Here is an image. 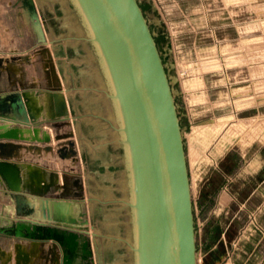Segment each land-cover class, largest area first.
Listing matches in <instances>:
<instances>
[{
    "label": "crops",
    "instance_id": "0c3cea01",
    "mask_svg": "<svg viewBox=\"0 0 264 264\" xmlns=\"http://www.w3.org/2000/svg\"><path fill=\"white\" fill-rule=\"evenodd\" d=\"M35 1L46 32L47 42L43 45L38 42L23 0H0V19L10 14L15 15L20 22L21 29L27 32L29 38L27 39L24 34L13 35L9 36L5 43L0 35V58L9 60L10 63L28 56L31 59V63L22 64L24 72L22 79L12 78L11 73L4 70L2 75L4 81L0 79V95L21 91L22 85L31 91H40L55 86L61 89L66 97L70 118L65 125L57 127L43 118L36 127L11 125L9 130L26 129L33 134L34 129H37L41 133H47L52 142H41L40 144L36 141H25L24 143L3 140L0 143H21L24 148L19 150L15 146H6L4 151H0L2 155L0 161H20L24 164L35 165L45 172L47 181H49L50 173L58 172L60 184L62 183L61 175L66 174L71 196L65 200L71 205L63 208L59 216L73 219L75 222L82 214H86L85 219L89 221L88 239L92 242L95 254L94 263L135 264V256L131 247L134 243V235L133 214L129 205L131 184L127 154L106 70L95 45L90 41L91 35L87 26L75 6L71 4V8L68 9L65 3L59 0ZM157 1L163 4V0ZM169 2L173 6L181 7L183 12L190 15V8L195 4L194 0H169ZM172 17L177 18L174 14ZM6 31L11 30L7 27ZM223 39L226 42L228 37ZM221 41L220 48L224 43ZM39 69L42 72H39ZM250 87L247 85L237 88L234 92ZM250 99L245 95L240 101ZM43 102L45 101L40 98L36 99L38 107L45 105ZM234 104L235 101L230 98V109L227 108L223 116L220 114V120L228 119L232 122V118L237 117L235 114L237 111L232 107ZM216 112L222 113L218 109L214 111L212 122L217 119ZM203 123L202 128L206 127V122ZM1 124L4 123L0 122ZM229 127L228 131L218 136L219 140L213 147L207 142V138L202 136L196 140L193 135L188 141L185 140L190 176L192 168H195V165H191L192 148L197 147L204 157L207 152L210 153L207 164L201 163L197 170L200 176L199 209L204 231L203 264H206L205 260L218 247H221L225 254L217 264H264V238L260 239V235L250 226H245L247 216L255 208V200H264V139L262 137L261 141H253L244 147L242 138L227 137L232 123ZM204 129L205 132L208 130ZM9 130L3 131L6 133ZM67 133L73 135L71 140L76 144L78 151V161L73 162V165L68 162L72 159L63 161L64 159L57 154V144L70 140L58 142L54 140L55 136ZM24 144L41 145L44 148L54 147V156H52L53 153L44 151L41 154L28 151L26 149L28 146ZM16 155L19 156L14 157ZM33 155L40 157L41 161L37 162L35 159L27 158ZM12 156L19 160H12ZM203 160L206 162L205 158ZM214 173L221 175L223 186L215 196L202 199ZM78 180H81L84 185V200L75 197L77 193L75 182ZM0 192L5 193L1 186ZM58 195L59 192L54 194V196ZM10 206L11 204L6 209L12 215L14 211L10 209ZM37 215L41 216V212H37ZM4 219H7V216ZM262 224L264 225V219H262ZM214 225L220 226L222 234L210 246L207 236ZM0 237L5 236L0 235ZM11 240L15 241L14 245L8 248L0 243V248L13 250L16 243L27 242L12 238ZM78 242L79 247L74 264H85L81 259L82 246L85 241L80 239ZM30 243L32 246H17L19 264H50L52 260L62 264L63 253L57 243L52 241ZM51 246L57 249L59 261L53 255ZM55 249L53 251H56ZM7 255L8 253L0 251V258L3 262ZM3 262L0 260V264Z\"/></svg>",
    "mask_w": 264,
    "mask_h": 264
},
{
    "label": "water",
    "instance_id": "95a60500",
    "mask_svg": "<svg viewBox=\"0 0 264 264\" xmlns=\"http://www.w3.org/2000/svg\"><path fill=\"white\" fill-rule=\"evenodd\" d=\"M72 2L100 55L120 119L131 184L135 264H198L184 135L174 91L149 23L137 0ZM23 3L38 42L46 44L36 1ZM9 63L0 58V78L4 70L9 71ZM35 98L45 105L38 107ZM42 118L55 127L65 125L70 118L61 89L54 86L31 91L22 85L21 91L0 95V122L4 123L0 131L6 123L36 127ZM72 137L67 133L54 140H70L57 147V154L76 163L78 151ZM15 138L12 129L0 135V142L17 141ZM51 142V137L44 141ZM6 146L14 144L0 143V151ZM46 177L35 165L0 161V186L14 211L10 218H0V235L34 243L55 242L62 249V264H74L78 241L83 239L81 259L85 264H95L86 214L75 222L59 216L71 205L65 200L71 196L66 174L61 175V184L58 172L50 173L49 181ZM75 186V197L84 200L81 180Z\"/></svg>",
    "mask_w": 264,
    "mask_h": 264
},
{
    "label": "rangeland",
    "instance_id": "374dc122",
    "mask_svg": "<svg viewBox=\"0 0 264 264\" xmlns=\"http://www.w3.org/2000/svg\"><path fill=\"white\" fill-rule=\"evenodd\" d=\"M59 1L65 3L64 5L68 9L71 8V4L74 7L72 0ZM149 1L153 10L159 15V19H157L148 13L150 24L152 26L156 23L162 25L167 36L168 46L165 48L164 56H168L169 59L166 68L175 99H180L177 105L179 117L186 123V127L182 129L184 140L188 141L189 137L193 135L196 140L202 136L207 138V142L211 143L213 147L219 140L218 136L230 129L231 123L232 128L227 137L242 138L244 147L253 141H261L262 137L264 139V0H194L195 4L190 8L191 15L183 12L181 7L173 6L169 0H163V4L157 0ZM172 14L177 18H173ZM7 27L10 28V32L6 31ZM22 29L15 15L10 14L4 19H0V35L4 42L8 40L9 36H19L20 34H24L29 39L27 32ZM153 29L154 34H158V30L155 27ZM226 36L228 40L224 42L223 38ZM220 40L222 43L224 42L221 48ZM23 63H31L30 57L9 64L12 78L22 79ZM40 71L42 72L41 69H39ZM0 79L4 81V77ZM35 83H37L36 80ZM247 85L251 87L234 92L237 88ZM231 90L233 92L230 93ZM245 95L251 99L240 101ZM230 98L235 101V106L232 107L233 110L236 109L237 117H233L232 122H229L228 119L220 120V114L223 116L225 110L230 109ZM217 109L222 113L216 112L217 119L212 122L214 120L212 113ZM246 111L248 112L246 113ZM203 122H206V127L202 128ZM204 128L208 130L205 132ZM236 129L239 131H235ZM59 145L61 143L57 144V147ZM27 158L35 159L37 162L41 161V158L36 155L27 156ZM204 158L206 162H204ZM209 159L210 153L207 152L204 157L197 147L192 148L191 165H195V168H192L190 182L198 264H203L205 248L203 221L199 209L200 176L197 170L201 163L207 164ZM12 160L19 159L12 158ZM212 160L214 161V159ZM68 162L70 165L74 164L73 160ZM254 203L255 208L247 216L245 226H250L260 235L261 239L264 238V225L262 224L264 200L257 199ZM9 204L8 196L0 192V218H6V216L10 218L11 215L6 209ZM254 219L257 221L256 227L255 224H251ZM0 243L9 248L14 245L15 241L11 238L0 237ZM18 245L32 246L30 242H18L13 250L0 248L1 252L8 253L7 258L4 257L7 263H5L6 260L3 262L0 258L3 264H19ZM51 249L59 261L57 249L52 246ZM207 262H211V258H207ZM50 264H58V262L52 260Z\"/></svg>",
    "mask_w": 264,
    "mask_h": 264
},
{
    "label": "trees",
    "instance_id": "16d2710c",
    "mask_svg": "<svg viewBox=\"0 0 264 264\" xmlns=\"http://www.w3.org/2000/svg\"><path fill=\"white\" fill-rule=\"evenodd\" d=\"M143 13L145 18L147 19L150 29L153 33L154 39L157 43V47L159 49V52L161 54L162 57V61L163 64L165 65L166 68V64L168 62V56H164L165 53V48L168 46V40H167V36L166 33L162 27V25L160 24H154V26H152L150 24V20H149V14H152L154 18L159 19V15L157 14L156 11L153 10L152 4L149 0H137ZM145 5V6H144ZM149 13V14H148ZM153 27H155L158 30V34H154V29ZM169 49V47H168ZM166 72L168 74V69L166 68ZM169 75V74H168ZM180 99H176V104L178 105ZM180 110V109H179ZM180 124L182 129H184L186 127V123L184 119L180 120ZM223 179L221 177V175L219 173H214L211 180L209 181L208 187L205 190V193L203 195L204 199H208L209 197H213L215 196V194L219 191V189L223 186ZM222 234V230L220 229L219 225H214L212 227V229L209 231L207 239L209 241V245L211 246V244L215 243L218 238L221 236ZM225 252L223 251V249L221 247H218V249L216 251H213L211 253V255L208 258H211V262H207V259L205 260L206 264H217L221 261V259L223 258Z\"/></svg>",
    "mask_w": 264,
    "mask_h": 264
},
{
    "label": "bare ground",
    "instance_id": "6f19581e",
    "mask_svg": "<svg viewBox=\"0 0 264 264\" xmlns=\"http://www.w3.org/2000/svg\"><path fill=\"white\" fill-rule=\"evenodd\" d=\"M239 30V29H238ZM258 39V38H257ZM11 126L10 123H6L3 127V130H9V127ZM2 130V131H3ZM11 130V129H10ZM26 129H15V140L17 139V141H22L25 143V141L27 142H31V141H36V142H44L49 136V134L47 133H41L39 130H37L36 133L33 132V134L29 133V131H25ZM29 130V129H28ZM44 131V130H43ZM235 131H239L238 129H236ZM27 134V135H24V134ZM0 135H4V131L2 133H0ZM51 135V134H50ZM6 141V140H5ZM3 142V141H2ZM8 143V142H7ZM12 143V142H10ZM15 147H17L19 150L23 149V145H21V143H17V144H14ZM46 148V147H45ZM44 147H42L41 145H32L30 144L28 147H26V149L28 151H32V152H36L38 154H41L43 151L44 152H47V153H53V151H49V150H46ZM54 148V147H53ZM56 150V149H55ZM19 155H16L14 157H18ZM12 156V158H14ZM0 158H2V155H0ZM66 159H70V158H66ZM64 159V160H66ZM213 161V160H212ZM10 209H13L12 205L10 206Z\"/></svg>",
    "mask_w": 264,
    "mask_h": 264
},
{
    "label": "built area",
    "instance_id": "2783aa9c",
    "mask_svg": "<svg viewBox=\"0 0 264 264\" xmlns=\"http://www.w3.org/2000/svg\"><path fill=\"white\" fill-rule=\"evenodd\" d=\"M256 222H257V221H255V219H254V220L251 222V224H253V225L255 224V227H256ZM199 262H201V260H199Z\"/></svg>",
    "mask_w": 264,
    "mask_h": 264
}]
</instances>
